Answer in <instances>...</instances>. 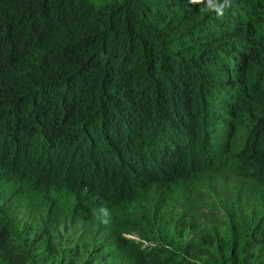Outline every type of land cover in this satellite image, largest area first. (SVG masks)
Instances as JSON below:
<instances>
[{
	"label": "trees",
	"instance_id": "obj_1",
	"mask_svg": "<svg viewBox=\"0 0 264 264\" xmlns=\"http://www.w3.org/2000/svg\"><path fill=\"white\" fill-rule=\"evenodd\" d=\"M55 262L264 264V0H0V264Z\"/></svg>",
	"mask_w": 264,
	"mask_h": 264
},
{
	"label": "clouds",
	"instance_id": "obj_2",
	"mask_svg": "<svg viewBox=\"0 0 264 264\" xmlns=\"http://www.w3.org/2000/svg\"><path fill=\"white\" fill-rule=\"evenodd\" d=\"M104 222H107V221H104ZM129 238H132V239H136V237H133V236H128Z\"/></svg>",
	"mask_w": 264,
	"mask_h": 264
},
{
	"label": "rangeland",
	"instance_id": "obj_3",
	"mask_svg": "<svg viewBox=\"0 0 264 264\" xmlns=\"http://www.w3.org/2000/svg\"><path fill=\"white\" fill-rule=\"evenodd\" d=\"M51 264H52V263H51ZM54 264H58V263L55 262Z\"/></svg>",
	"mask_w": 264,
	"mask_h": 264
}]
</instances>
